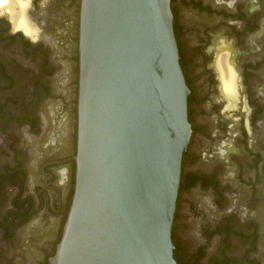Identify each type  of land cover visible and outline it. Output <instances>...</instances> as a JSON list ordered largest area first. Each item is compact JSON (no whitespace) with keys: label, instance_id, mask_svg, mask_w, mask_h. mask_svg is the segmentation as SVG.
<instances>
[{"label":"flooded vegetation","instance_id":"1","mask_svg":"<svg viewBox=\"0 0 264 264\" xmlns=\"http://www.w3.org/2000/svg\"><path fill=\"white\" fill-rule=\"evenodd\" d=\"M80 7L81 0H0V264H29L22 250L41 257L48 252L34 264H50L62 236L76 177ZM171 7L191 90L186 186L180 188L174 222L179 260L222 264L215 260L227 246L234 262L223 264H257L259 247L245 261L237 249L252 228L249 220H240L239 208L226 209L213 223L201 211L203 240L210 238L211 244L213 239L219 244L224 227L232 224V246L221 249L197 246L188 236L184 205L197 187L206 186L219 192L215 208H226L227 178L219 169L200 167L201 144L212 141L209 156L220 154L226 162L236 154L233 142L251 147L253 134L264 148V0H171ZM12 12L24 21L14 22ZM222 55L233 72L232 98L222 86ZM236 158L250 174L259 172L258 185L264 188V151Z\"/></svg>","mask_w":264,"mask_h":264},{"label":"water","instance_id":"2","mask_svg":"<svg viewBox=\"0 0 264 264\" xmlns=\"http://www.w3.org/2000/svg\"><path fill=\"white\" fill-rule=\"evenodd\" d=\"M78 53L75 187L50 264H178L192 125L171 0H81Z\"/></svg>","mask_w":264,"mask_h":264},{"label":"rangeland","instance_id":"3","mask_svg":"<svg viewBox=\"0 0 264 264\" xmlns=\"http://www.w3.org/2000/svg\"><path fill=\"white\" fill-rule=\"evenodd\" d=\"M255 139L251 144V147H248L245 143L241 141L233 142L232 147L236 148V154L240 155L243 152L251 155L254 152L264 151V148L258 144L259 139L257 136H251V138ZM211 144L207 146L206 144H201L199 147V151L202 154V161L200 160L199 165L200 167H204L206 169L213 170L219 169L220 173L223 176H226V188L228 193V198L223 205L226 207L224 209L215 208L216 202H220L218 200L219 192H217L213 188H209L206 186H199L197 187L190 195L189 202L187 205H184V218L186 222V231L188 236L193 238V241L197 246L203 243L206 245H210L211 241L210 238L207 240H203V234L201 227L203 226V222L205 218L202 216V210L206 211L204 214L207 215L208 222H215L216 218L226 213V209L234 210L235 208H239L241 212L239 213V218L241 221H247L248 226H251V231L241 237V244L238 246V250L241 253V259L247 260L249 259V251L253 248H258V261L257 264L263 262L264 264V188L258 185V180L261 176H259V172L250 174L248 169L245 165H243L237 156L232 155L228 158V162H226V157L222 155L217 156H209ZM254 144V145H253ZM218 165L220 168H218ZM227 167H231L232 169L227 172ZM226 172H224V171ZM37 172V171H36ZM39 172H37V177ZM38 183V181H36ZM242 185L241 190L238 191L235 189V186ZM237 203V204H236ZM236 204V205H235ZM213 206V207H212ZM237 206V207H236ZM202 207V208H201ZM234 212L230 213L229 217H232ZM39 219V217H37ZM225 219V218H224ZM227 219V218H226ZM225 219V220H226ZM224 220V221H225ZM223 221V222H224ZM207 222V223H208ZM216 224V223H215ZM252 234V236H251ZM55 235V234H54ZM250 235V236H248ZM44 237V235H43ZM252 237V238H251ZM34 240V239H33ZM37 241L41 240V237H37ZM212 240V239H211ZM220 240V239H219ZM224 244V238H222L221 242L218 244V239H213L212 246L216 247L217 245L222 249V245ZM217 246V247H218ZM225 247V246H224ZM214 250V249H213ZM216 251V250H215ZM34 252V251H33ZM33 252H28L27 250H22V254L27 258L29 264H34L37 261L40 262L41 258L43 261L46 258L48 252H45L43 256L38 255ZM213 252V251H211ZM212 254H215L212 253ZM255 255V252L253 253ZM251 261H255L252 259ZM38 262V264H39Z\"/></svg>","mask_w":264,"mask_h":264},{"label":"trees","instance_id":"4","mask_svg":"<svg viewBox=\"0 0 264 264\" xmlns=\"http://www.w3.org/2000/svg\"><path fill=\"white\" fill-rule=\"evenodd\" d=\"M176 37H177V34H176ZM184 179H186L185 174L182 173L181 189H182V187L186 186ZM206 184L209 185V181H206ZM181 189H180V191H181ZM175 227H176V224L174 223V229L172 232V239H173V243L175 245L174 255H175V258H176L178 264H182L181 261L179 260V256H178L180 254V249L182 247L180 246L179 241L177 240V236L175 235ZM223 233H224V244L222 245V247L224 248V246H226V245H229L231 247L232 246V234L235 233L234 228H233L231 223H228V225L224 227ZM237 233H239V232H237ZM60 239H61V237H60ZM60 239L58 240V242L60 241ZM226 247H225V249H226ZM225 249H222V252H221V254L223 256H221V258L219 260H215V262L222 263V264L225 262H227V263L231 262L232 259L231 260L229 259V255L227 252H225ZM55 251L53 252V254H50L48 258L53 256L55 254ZM232 261L234 262V260H232ZM47 264H49L48 260H47Z\"/></svg>","mask_w":264,"mask_h":264},{"label":"bare ground","instance_id":"5","mask_svg":"<svg viewBox=\"0 0 264 264\" xmlns=\"http://www.w3.org/2000/svg\"><path fill=\"white\" fill-rule=\"evenodd\" d=\"M6 1H8V0H6ZM15 13L12 12V15H11L14 22H17L18 19H20L21 21H24L23 20L24 18L21 19L22 18L21 15H15ZM218 59H219V64L218 65H219V68L221 70V76L220 77H221L223 89H224L226 95L229 96V98H232L233 92H234L233 91V86H234V81L233 80H234V78H233V75H232L233 72H231L229 67L226 65V62H227L226 61V59H227L226 56L222 55ZM217 63H218V60H217Z\"/></svg>","mask_w":264,"mask_h":264}]
</instances>
